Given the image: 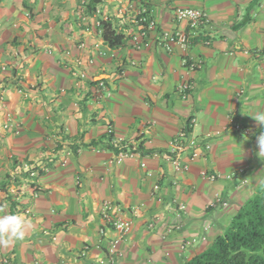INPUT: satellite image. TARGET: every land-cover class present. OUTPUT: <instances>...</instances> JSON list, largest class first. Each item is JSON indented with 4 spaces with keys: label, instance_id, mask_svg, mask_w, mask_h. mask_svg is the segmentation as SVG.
<instances>
[{
    "label": "crops",
    "instance_id": "1",
    "mask_svg": "<svg viewBox=\"0 0 264 264\" xmlns=\"http://www.w3.org/2000/svg\"><path fill=\"white\" fill-rule=\"evenodd\" d=\"M22 2L0 6V204L26 237L0 264H184L210 247L264 182V0H106L86 17L68 0L59 23L28 20ZM187 7L208 21L178 22ZM101 18L123 45L104 42ZM182 132L197 156L176 171ZM120 217L132 228L112 260Z\"/></svg>",
    "mask_w": 264,
    "mask_h": 264
},
{
    "label": "trees",
    "instance_id": "2",
    "mask_svg": "<svg viewBox=\"0 0 264 264\" xmlns=\"http://www.w3.org/2000/svg\"><path fill=\"white\" fill-rule=\"evenodd\" d=\"M100 29L109 47L124 44V32L109 19L100 20ZM184 264H264V183L240 206L229 226L213 244Z\"/></svg>",
    "mask_w": 264,
    "mask_h": 264
},
{
    "label": "built area",
    "instance_id": "3",
    "mask_svg": "<svg viewBox=\"0 0 264 264\" xmlns=\"http://www.w3.org/2000/svg\"><path fill=\"white\" fill-rule=\"evenodd\" d=\"M175 17L178 22L185 23V25L192 30L198 29L202 24L208 21V15L206 11L196 7L177 9L175 12ZM140 19L143 23L148 24V26L150 25L154 26V21H152L151 19L149 20V17H147V15H144V13L140 17ZM186 34L187 32L184 29L176 31L172 34L166 33L165 45H169L171 43H176V42L185 43ZM132 42L136 48H142L147 46L148 45L147 31H145V29L143 30L141 29V32L139 34H136L135 36L132 37ZM100 54L102 53L100 52ZM100 85L102 87L105 86L104 83H101ZM6 122L7 124L5 127H10V125H12L13 119L10 112H8L6 115ZM108 130L109 132L112 133L113 132L112 126H110ZM180 139L185 141L180 142L179 141ZM175 142H177L175 145L176 156L172 159V162L175 170L180 171V169L182 170L183 168L187 167V164L183 162L182 155L187 154L188 158L194 159L197 156L198 143L194 137L186 136V132H182L181 134H179ZM119 156L125 157L128 156V154L125 152H121ZM112 225L115 235L109 241L108 252L111 258L114 259L119 252V248H118L119 244L131 230L132 223L131 221L120 217L117 220H115L112 223ZM2 263L8 264L7 258L2 259Z\"/></svg>",
    "mask_w": 264,
    "mask_h": 264
},
{
    "label": "rangeland",
    "instance_id": "4",
    "mask_svg": "<svg viewBox=\"0 0 264 264\" xmlns=\"http://www.w3.org/2000/svg\"><path fill=\"white\" fill-rule=\"evenodd\" d=\"M60 1L61 0H23L21 7L23 9L24 8L27 9L25 16L28 18V20H33V19L35 20V19L44 18L41 21H49V18H50V20L52 19L55 22L59 23L64 19L70 20V16H71L70 14H69V16H67V14H65V10H67V9L71 10L70 9V3L68 2V0H65V3H63V5H64L63 7L59 6ZM90 1L92 2L91 6L89 5ZM111 1H120L119 3H121V5H125L127 0H111ZM2 2H5V0L0 1V6L3 5ZM11 2L15 5V3L20 2V0H11ZM40 2H42V8H40ZM48 2L50 4H47ZM105 2H106V0H96V2H94L92 0H75V3L77 5L76 11H77V13H79L78 16L80 15V17L81 16L86 17L87 15H89L86 12L87 7L91 11L95 9V12H96V10H97V12L99 13L100 11L98 9H101V5H103V3H105ZM52 5L54 6V8L53 9L49 8V7H52ZM28 10H29V12H28ZM90 10H89V12H91ZM55 11H57V13H54ZM61 12H63V13H61ZM103 16H105V15L103 14L102 17ZM101 19H103V18H101ZM5 64H8V63H5ZM3 69H4L3 71H7L8 68L6 66H3ZM12 125L19 127V124H17L16 121H13ZM263 183L264 182H262L259 187H261ZM248 199H246L244 201V203H246ZM244 203H242V205Z\"/></svg>",
    "mask_w": 264,
    "mask_h": 264
},
{
    "label": "clouds",
    "instance_id": "5",
    "mask_svg": "<svg viewBox=\"0 0 264 264\" xmlns=\"http://www.w3.org/2000/svg\"><path fill=\"white\" fill-rule=\"evenodd\" d=\"M254 118L259 125L264 127V113L258 114L254 116ZM14 126L15 125H13V127ZM5 128L7 129V127ZM257 142L259 148L258 154L260 156L261 154H264V132H261V134L258 136ZM7 207H8L7 204H0V247L2 248H8L14 246L17 242L23 241L26 237L25 218L18 213L17 214L8 213L6 211ZM119 252L117 255H119ZM115 258L114 259L111 258V259L115 260Z\"/></svg>",
    "mask_w": 264,
    "mask_h": 264
}]
</instances>
